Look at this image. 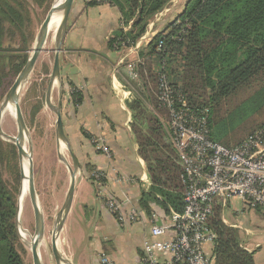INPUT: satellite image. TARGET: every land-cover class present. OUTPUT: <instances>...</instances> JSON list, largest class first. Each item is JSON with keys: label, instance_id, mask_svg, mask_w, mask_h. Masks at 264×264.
I'll use <instances>...</instances> for the list:
<instances>
[{"label": "trees", "instance_id": "1", "mask_svg": "<svg viewBox=\"0 0 264 264\" xmlns=\"http://www.w3.org/2000/svg\"><path fill=\"white\" fill-rule=\"evenodd\" d=\"M31 1L47 9L52 0ZM172 1L100 0L86 2V6L106 4L118 10L120 25L112 32L108 46L127 50L138 43L153 18ZM33 41L34 26L24 0H0V103L28 60ZM146 48L151 59L136 66V72L152 84L154 95L134 96L127 104L136 154L150 183L138 205L149 215L150 207L156 206L167 217L182 213L185 185L178 156L162 123L167 112L156 98L158 79L163 76L180 91L193 114L206 117L212 142L227 149L243 144L264 128V0H187L167 30L155 34ZM152 61L154 67L150 69ZM130 84L136 86L135 82ZM71 87V96L78 104L81 94ZM255 208L264 217V209ZM222 215L221 204L214 201L207 219L215 236L213 264H254L253 252L241 247L239 231L224 224ZM16 219V194L0 171V264H24L25 250Z\"/></svg>", "mask_w": 264, "mask_h": 264}, {"label": "crops", "instance_id": "2", "mask_svg": "<svg viewBox=\"0 0 264 264\" xmlns=\"http://www.w3.org/2000/svg\"><path fill=\"white\" fill-rule=\"evenodd\" d=\"M75 1L59 64L62 125L80 171L69 212L56 240L57 248L70 264H103L104 258L110 264H145L143 242L155 240L150 236V216L155 214L159 220L169 216H163L156 206L150 207L149 215L138 205L142 192L148 190L150 183L145 165L136 154L130 131L132 113L127 104L134 96L154 95L152 84L136 72V66L149 62L151 57L146 47L150 39L167 30L168 24L183 11L187 0L173 12L176 15L172 18L170 14L175 8L170 7L162 23L155 25L154 21L136 46L127 50H111L108 46L112 32L120 25V14L115 7L106 4L88 7L84 0ZM168 10L164 9L159 15L163 16ZM149 66L150 69L154 67V62ZM133 67L136 77L131 78ZM71 86L81 94L78 104L71 96ZM98 139H103L109 157L96 149ZM88 168L102 172L103 182L91 179ZM107 199L118 202L126 213L135 211L137 220L124 228L119 226L106 211ZM219 203L223 208V223L239 231L241 247L253 252L254 264H264V217L254 212L258 217L256 231L247 240L251 237L249 231L225 218L224 209L231 206L230 202ZM95 220H99L96 228L100 234L90 232ZM102 232L106 234L101 235ZM212 247V244L204 246L208 256H212ZM156 255L159 261L167 259L163 253Z\"/></svg>", "mask_w": 264, "mask_h": 264}, {"label": "built area", "instance_id": "3", "mask_svg": "<svg viewBox=\"0 0 264 264\" xmlns=\"http://www.w3.org/2000/svg\"><path fill=\"white\" fill-rule=\"evenodd\" d=\"M130 75L136 77L134 67ZM156 98L166 109L167 119L162 123L183 170L184 207L182 213H172L164 220L155 214L150 216V236L155 240L143 242L144 263L213 264L204 251L215 238L207 226L213 202L225 205L230 199H238L244 206L264 207V128L240 146L227 149L209 139L206 117L193 114L181 92L163 76L158 79ZM96 149L110 156L103 139H98ZM90 177L99 182L105 176L94 171ZM105 208L122 228L137 220L135 211L126 213L113 200H105ZM157 253L167 259L159 261ZM102 263L110 264L105 258Z\"/></svg>", "mask_w": 264, "mask_h": 264}, {"label": "rangeland", "instance_id": "4", "mask_svg": "<svg viewBox=\"0 0 264 264\" xmlns=\"http://www.w3.org/2000/svg\"><path fill=\"white\" fill-rule=\"evenodd\" d=\"M24 2L34 26V41L28 52L29 58L39 29L48 11L53 5L54 0L51 1L49 8L47 9L37 7L31 0H24ZM75 3H77V0ZM183 3L184 0H173L171 5L165 8L167 10L172 6L171 9L175 8L170 14V18L176 15L173 14V12L178 8H181ZM171 9H169L163 16L162 14L159 15L161 12L158 13L149 26L151 27L152 24H154V21L156 22L155 25H160L162 23L161 20L171 11ZM176 13H178V11ZM159 18L161 19L159 20ZM56 27L57 26H51L50 32L48 33L45 44L38 56L34 68L18 93L19 107L27 132L23 139V146L26 152L30 154L34 191L38 207L40 208L44 220V236L38 246V254L42 264H55L51 253V234L54 218L65 200L69 187L70 176L68 167L72 168L71 158L65 146L60 143L58 145L59 148H57L54 129L56 116L45 104V95L55 52L54 35L57 29ZM160 28L162 27H158L157 29ZM14 80L15 78L11 81L10 85H8V88H6V92L3 95L0 105L3 103L4 97ZM57 91L59 92L58 85L54 84L50 96V102L53 106H56L58 102ZM0 130L2 134L11 138H14L17 135L14 108L10 110L8 115H6L5 120L0 122ZM0 140L2 146L0 149V171L2 178L7 186L15 191L16 204L18 205L20 202L22 204L20 221L18 220L17 222L16 219L17 233L25 250V254H23L22 258L24 264H32L30 247L31 238L34 234V216L27 184L22 188L23 178L20 176L22 162L19 160L17 149L14 144L3 136H0ZM58 152L63 156L66 163L59 159ZM19 191H21L22 194H20ZM229 202L231 206L224 209L225 218L229 222L242 225L244 227L243 230L249 231V234L251 235L250 238L247 237V240L251 239L255 234L258 218L254 212L258 210L253 206L250 207L253 212L248 211L251 210L248 209V206H245V210H243V203L238 199H230L228 203ZM261 209L263 210L264 208ZM231 213L236 216H232ZM230 216H232L233 220ZM96 226H99V220H95V223L90 228V232L94 231L95 233L100 234V230L96 228ZM20 228L26 233L20 231ZM105 234L106 232L101 233V235Z\"/></svg>", "mask_w": 264, "mask_h": 264}, {"label": "water", "instance_id": "5", "mask_svg": "<svg viewBox=\"0 0 264 264\" xmlns=\"http://www.w3.org/2000/svg\"><path fill=\"white\" fill-rule=\"evenodd\" d=\"M55 1L56 0H54L53 5L48 11L39 29L33 50L31 51V55L29 56L28 60L26 61L25 65L23 66L19 74L16 76L14 82L12 83V85L10 86V88L8 89L4 97L3 103L0 105V114H1L2 109L7 104H12L14 108V112H15V121L17 125V135L14 138L5 136L4 134H2L1 130H0V136H3L4 138L8 139L14 144V146L17 149V154H18L20 161H22L23 159H28L27 188H28V194L30 197V202L32 205L33 216H34V234L31 238V247H30L32 264H42L40 261L39 254H38V246L40 244L41 239L44 236V220H43V216L40 211V208L38 207L36 195L34 191L33 171H32V162L30 159V154L26 152L23 146V139H24V136H26L27 132H26V127H25L24 120L22 117V113L19 107L18 93H19L20 88L22 87L24 82L27 80L28 76L30 75V73L32 72L34 68V65L38 59L40 52L42 51V48L48 36L50 21L57 12H61V19L55 31V35H54L55 52H54L51 74L49 76V82H48L46 95H45V104L50 110L54 112L56 116L54 129H55L57 148H59L58 145L60 143H62L65 146L71 158L72 168L68 167V172L70 176L69 187L67 190L65 200L59 212L54 218L53 229H52V234H51V253L54 258L55 264H70L69 261L66 258H64L62 254L59 252L57 248L56 240L62 229L66 216L69 212L71 202H72V197H73L74 186L76 182V176L78 172L80 171V165L71 151L70 143L68 139L66 138V135L63 130V125H62V118H61L62 78L60 74V64H59V55L61 52L63 40L67 33L69 14L72 9L74 0H64L63 4L57 9L55 8ZM54 84L58 85V90H59L58 92L59 98H58V102L56 106H53L50 102L51 91H52ZM29 151H30V145H29ZM58 155H59L58 156L59 159L66 163L63 156L60 155V152H58ZM20 176L21 178H23L22 173L20 174ZM17 211H18V205H17ZM17 222H18V216H17Z\"/></svg>", "mask_w": 264, "mask_h": 264}, {"label": "bare ground", "instance_id": "6", "mask_svg": "<svg viewBox=\"0 0 264 264\" xmlns=\"http://www.w3.org/2000/svg\"><path fill=\"white\" fill-rule=\"evenodd\" d=\"M64 0H56L55 1V8H59L62 4H63ZM60 19H61V12H57L53 18L51 19L50 21V24H49V32H50V28L51 26H58L59 22H60ZM57 28V27H56ZM13 109V106L12 104H7L1 111V114H0V122H3V120H5L6 118V115H8V113L10 112V110ZM21 173L23 175V180H22V188H24L27 184V181H26V178H27V170H28V159H23L21 161ZM20 194H22V192L20 191ZM21 207H22V204L21 202L18 204V211H17V216H18V220L20 221V211H21ZM20 231H22L23 233H26L24 232V230L20 229Z\"/></svg>", "mask_w": 264, "mask_h": 264}]
</instances>
